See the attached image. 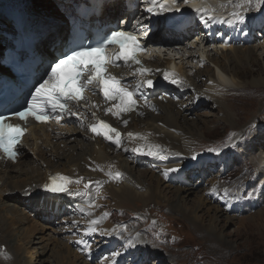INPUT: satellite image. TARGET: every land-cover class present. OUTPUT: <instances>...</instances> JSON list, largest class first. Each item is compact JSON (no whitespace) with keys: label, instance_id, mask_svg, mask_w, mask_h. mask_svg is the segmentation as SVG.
Here are the masks:
<instances>
[{"label":"bare ground","instance_id":"1","mask_svg":"<svg viewBox=\"0 0 264 264\" xmlns=\"http://www.w3.org/2000/svg\"><path fill=\"white\" fill-rule=\"evenodd\" d=\"M2 1H27L31 11L30 14L46 16L48 12L41 8L42 4L45 7L46 3L40 4L39 0L34 1V3L33 0H0V3H3ZM82 1L52 0L53 5L50 8L57 7V11L54 12L56 15H60L58 9L64 15L72 14L77 10V8L73 7V3L79 4ZM213 1L220 2L222 0ZM226 1L225 3H227ZM188 3L189 5L186 6L188 8H199L202 6V2L198 0H190ZM233 5L232 10L223 13L233 18L231 15L233 12H240L244 15L245 19L250 17L255 18L254 16H258L264 7V3L259 2V0H251V4L247 3V0H234ZM237 5H243V7H237ZM104 6L105 12L111 17L123 16L127 9L124 0L105 1ZM262 15L264 13L257 20L259 23L264 20V16ZM66 21L67 19H63V21L58 20L56 22L58 28L53 35L61 37L68 31L69 26ZM256 23L253 22L251 26H247L246 22L243 24H229L228 28L224 26L223 31L225 30V34L222 42L223 46H220L221 51H218V47L214 49L209 47L208 54L205 52L208 46L204 50L201 49V53H204L203 56L207 53L206 58L217 68L218 72L216 74V71L210 72L208 68L203 73H195L191 83L189 76L184 75L186 72H184V69H180L177 72L170 69V67L175 65V62L162 60L158 57L160 54L149 51L152 52V55H150V58H146L143 63V68L149 69V72L143 77L138 74V70L142 66L130 63L125 66L123 63L119 69H111V73L120 79L123 84L128 85L130 90H135L136 84L142 80L151 79L153 81L151 88L142 87L137 90L135 113H121L119 117H114L111 113L106 114V109L112 107L116 102H105L98 88H96L97 94L94 96L88 94V103L82 102L78 108V111L83 114L81 118L85 120L86 124L73 118L75 126L71 128L56 129L53 126H42L37 127L34 131L30 129L28 135L21 143L22 147L25 144L30 150L26 146L24 148L20 146V157L16 163L7 162L0 155V264H32L33 262L34 264H39L41 257L46 254L52 255L53 264H87L67 243L61 242V238L60 240L57 239V231L53 232L54 237L50 236L51 240H47L46 236L48 234H45L46 230L41 223L45 224V226L46 224H56L61 232L66 233L74 227L68 225L71 219L61 217L63 214L61 207L63 206L66 210L68 209L72 215L78 203L88 204L93 200V197L100 195L101 197L103 195L102 200L105 199V196H108L111 201L116 203L112 207L118 210L128 209V207L134 206L135 203L144 208L149 206L151 208L153 205H160L167 198L169 207L177 211V213L182 214L185 218L184 220L194 226L196 232H207L208 238L214 243L223 241L222 237L225 236L222 234L221 225L222 223H230L233 220L228 217L223 220V215L219 208H209L204 215L199 216L197 215L198 211L209 205L208 199H205L201 194H196L197 192L193 189L167 186L168 184L165 185L166 183L164 184L159 176L155 174L150 175L147 171L140 173L135 171V169L144 166L150 167L155 163H160L163 167L162 172L166 173V175L174 174L177 180H180V176L184 174L186 168L185 161L187 159H180L179 162L184 163L177 165L174 159H179L180 156L173 157V155L179 151L188 155V157L190 156L191 159L189 161H191L195 154L192 156L188 152L193 147V144H196L195 140L203 138L205 133L211 131L208 127L201 129L197 124L192 125L193 123H190L186 117L187 115L183 114L189 110L184 101L178 102L181 99L178 93H182L183 95L193 93L191 103L195 102L198 104L202 102L206 103L207 100L208 102L211 101L213 107L218 106V110L223 112L226 124L233 131H241V128H244L241 127L242 119L239 118L237 111L225 99V95L236 90L238 93L251 89L264 90V64L262 63V58L264 59V47L259 49L252 47L251 40L249 39L251 31L258 26ZM6 25L7 29L12 28L11 23L4 21L3 26L5 27ZM261 25L259 24V27ZM162 33L163 31L157 35V38L153 42L172 46L170 40L162 37ZM219 35L222 34L220 33ZM241 36L245 37L244 40L240 38ZM1 41L2 36L0 34V47ZM181 47L182 45H175L169 50L181 54ZM151 48H153V45L149 46L147 50ZM183 48L190 51V54L195 53L194 50H196L194 46L187 47L183 45ZM44 50L49 57H53L52 52L48 49ZM214 50L215 54H213ZM187 53L189 54V52ZM147 56L148 53L145 52V57ZM179 57V59L183 58L180 55ZM188 59H192L193 61L196 57L190 55ZM165 74H168L171 79H175L179 83H170L164 78ZM204 75L208 76L210 80L209 84L196 85ZM161 81L165 83L163 85L165 86L164 88H167V92L161 95L166 97L162 101L157 100L153 96V93L159 90L156 87L160 86L159 82ZM227 81L234 86V89L225 84ZM220 94H222V97H218ZM171 95L177 101L176 103L167 99ZM92 104L97 107L92 108L90 106ZM93 112H95V116L92 115ZM254 118L250 122L251 124ZM98 120H103L121 133L119 147L117 145L116 147L113 146L114 144L110 140H105L103 136H97L88 130L89 125L95 124ZM125 120L127 121L126 125L124 123ZM257 125L264 127V124L261 122ZM242 132L238 134L241 135L240 133ZM129 133L132 135L129 136ZM258 133L260 135L253 137L255 140L252 144L253 146L256 144L259 147H264L263 128H259ZM111 146H113V155L111 154ZM134 148H143L145 151L152 148L158 152V155H141L134 152ZM118 151H121L123 154L128 153L127 155L131 158L129 156L124 158L122 155H118ZM251 151L252 149L250 153ZM75 152L80 153H77L75 156ZM262 154L264 155V152ZM54 160H57V162L54 163ZM165 165H167L166 168ZM173 168L178 169V171H171ZM109 172L113 174V177L115 173L119 172L121 177L119 179L112 178L108 175ZM98 173H100L99 176L96 175ZM57 175L68 177L73 181V183L68 185L69 191L73 194L49 193L44 190V185L50 182V177ZM77 180H80L79 184L75 183ZM85 184L89 185L88 189H85ZM77 190L86 194L77 196L74 194ZM7 194L9 196L6 197ZM169 195L172 197V200L168 197ZM193 195H196V201H194V206H190V197ZM14 203L24 206L21 207V210L25 208L29 209V212H27L30 216L26 214V211L22 213L18 212V208ZM89 210L92 211L93 216L89 217V220L85 223L82 222L84 219H78V222L84 223V229L76 233L82 232L84 235L86 233L84 231L93 226L91 222L96 220L98 223L94 225L96 229L94 233L99 235L97 231L103 224L97 220L95 211L91 208ZM76 212L78 214V210ZM258 215L260 216L261 214ZM206 216L209 219L207 225L204 222ZM40 219L41 222L39 221ZM72 219L74 220V218ZM22 223L27 224L28 228L23 229L21 227ZM75 223H77L76 218ZM116 236V233L111 235L112 240L116 239ZM64 240L68 239L64 238ZM74 240L79 241L78 238H74ZM42 244L45 247H39L41 251H37L39 248L35 247L36 255L33 254V257H29L31 255L28 252L30 246H41ZM78 245L79 247L85 246L84 243H79ZM71 256H73L74 260ZM44 262L42 260L41 264H44Z\"/></svg>","mask_w":264,"mask_h":264},{"label":"rangeland","instance_id":"2","mask_svg":"<svg viewBox=\"0 0 264 264\" xmlns=\"http://www.w3.org/2000/svg\"><path fill=\"white\" fill-rule=\"evenodd\" d=\"M34 1L37 0H33V3ZM233 1H226L230 9L233 7ZM230 2L231 4H229ZM39 3H46L45 7H43V4L41 7L46 12L48 11L46 16L62 19L54 13L57 11V7L50 8L53 5L52 0H39ZM227 3L225 4L227 5ZM160 10H162L161 6ZM263 11L264 7L258 16H254L255 18L245 19L247 26L257 22L256 25L258 26L251 31L252 34L250 33L251 37L249 36V39L251 40V46L258 49L264 47V20L261 23L257 21L260 15L264 13ZM259 24H262L261 27H259ZM162 36H165V34ZM240 38L244 40L245 37L241 36ZM220 43L217 44L219 52L223 46ZM183 45L187 44H182L181 54L174 53L171 50L168 54L161 53L158 57L165 61L175 62V65L170 67L174 72L184 69V72L186 71L184 75L189 76L191 83L195 73H203L208 68L210 72L216 71L215 74L218 72L214 64L206 58L209 52L205 51L207 52L205 56H203L204 53H201L202 51L198 53L199 50L198 52L194 50L195 53L190 54V51L184 49ZM215 53L214 50L213 54ZM150 55L148 54L146 58H150ZM179 55L183 58L179 59ZM190 55L196 57V59L193 61L188 59ZM197 57L199 58L197 59ZM262 63L264 64L263 58ZM199 81L196 85H205L210 82L207 75L201 77ZM159 84L160 86L157 87L159 90L153 96L162 101L166 97L161 95L167 92V88H164L165 83L163 81ZM225 84L234 89L229 81ZM178 94L181 97L178 102L184 101L189 110L183 114L187 115L186 117L190 123H193L192 125L197 124L201 129L208 127L211 130L205 133L203 138L195 140L196 144L194 143L188 152L192 156L195 154L196 159L189 161L190 156L188 157V155L179 151L173 155V157L180 156L179 159H174L177 165L184 163L179 162L180 159H187L185 161L186 168L184 174L180 176V180H177L174 174L166 175L162 172L163 167L160 163H155L150 167L136 168L135 171L140 173L147 171L150 175L155 174L162 179L164 184L166 183L165 185L168 184L167 186L193 189L197 192L196 194H201L205 199H208L209 205L199 210L197 215H204L209 208H219L224 216H222L223 220L227 217L231 218L232 222L222 223L221 225L222 234L225 236L222 237L224 240L214 243L208 238L207 232H196L194 226L186 222L182 214L169 207L167 198L158 206L146 207L148 209L135 203L134 206L128 207V209L118 210L112 207L115 202L111 201L108 196H105V199L102 200L103 195L102 197L101 195L93 197V200L88 204L78 203L72 215L68 209L63 210L61 217L71 219L68 225L74 227L70 229L72 231L61 232L56 224H46L45 226L41 223L46 230L45 234L49 235L46 236L47 240H51V237H54L53 232L57 231V239L60 240L61 238V242L67 243L87 264H264V155L262 154L264 147H259L256 144L253 146L252 144L255 140L253 137L260 135V133L257 134L259 128L264 130V127L257 125L260 122L264 124V116H262L264 115V90L251 89L242 93H238L236 90L225 95V99L237 111L239 118L242 119L241 127L244 128H241V131H233L226 124L223 112L218 110V106L213 107L211 101L208 102L207 100L206 103L198 104L194 102V104L191 103L193 93H188V95ZM218 97H222V94ZM167 99L172 100L174 103L177 102L172 98V95ZM253 118L254 121L251 124ZM239 132H242L241 135L238 134ZM113 146L116 147L115 144ZM113 146H111V150ZM27 149L30 150V148ZM209 149H214V151H209ZM113 152L112 150V155ZM77 153L80 152H75V156ZM117 154L122 155L124 158L129 156L128 153L123 154L121 151H118ZM258 157L260 158L257 159ZM129 158L131 157L129 156ZM53 162L56 163L57 160ZM166 167L167 165H165ZM99 174L96 175L99 176ZM7 196L9 195L7 194ZM168 197L172 200L170 195ZM190 199V206H194L196 195L191 196ZM98 201L101 202L100 205ZM14 205L17 206L18 212L26 211V214L29 215V209L21 210V207L24 206L16 203ZM90 208L95 211L97 220L103 224L97 231L99 235L94 233L87 236L83 235L82 232L76 233L82 231L84 229L83 224L89 220V217L93 216L92 211L89 210ZM76 210H78V214ZM75 218L77 223H75ZM78 219L84 223L81 224ZM208 220L206 216V219H204L205 225L208 224ZM39 221L41 222V219ZM21 227L26 229L28 225L22 223ZM115 233L117 235L116 239L112 240L111 235ZM64 238L68 240H64ZM74 238H78L79 241L84 240L85 246L79 247V241L74 240ZM35 247L44 248L45 245H31L28 250L31 254H28L29 257L36 255ZM51 257V254H46L41 257V261H45L44 264H53V257ZM71 257L74 260L73 256ZM41 261H39V264H41Z\"/></svg>","mask_w":264,"mask_h":264},{"label":"snow or ice","instance_id":"3","mask_svg":"<svg viewBox=\"0 0 264 264\" xmlns=\"http://www.w3.org/2000/svg\"><path fill=\"white\" fill-rule=\"evenodd\" d=\"M264 3V0H259ZM247 3L251 4V0H247ZM237 7H243V5H237ZM162 10H170L161 5ZM148 12H152L150 7ZM197 13L207 14V9H196ZM232 19L225 21L219 20V23H239L245 22V17L240 12H233ZM207 20H212V16L208 15ZM207 20L205 22H207ZM108 45H116L120 51L114 57H107L105 55V48ZM140 42L136 36L124 31H114L111 36L108 37L106 44L98 47H92L80 51H72L71 54L65 55L51 67V73L47 80L40 83L35 91L31 93V99L27 101L23 110L15 112V116L25 123L31 117L38 123H47L55 115V119L60 120L63 116H75L77 120H81L82 113L78 111L81 102L88 103V98L85 95L87 92H91L96 95V88L103 93L105 102L115 101L112 107L106 109V114L111 113L114 117H119L121 113H128L135 110L136 107V93L142 87L151 88L153 81L151 79L142 80L137 83L135 90H130L129 86L123 84L120 79L108 71V65L118 67L117 61H123L124 65L132 64L140 65L141 61L137 59V54L142 51ZM149 69L140 67L138 74L144 76ZM170 83H179L175 79H171L168 74L164 77ZM95 86V87H90ZM92 108L96 105H90ZM76 109V110H74ZM155 110V109H153ZM95 116V112L92 113ZM9 118L0 115V152H3L9 159L15 160L18 155V145L21 143L22 137L26 134V127L20 124H12ZM125 125L127 121H124ZM88 130L95 133L97 136H103L105 140H110L113 144L120 146L121 133L116 128L111 127L103 120H98L95 124H90ZM132 134L129 133V136ZM127 150V149H125ZM134 152L141 155L157 156L158 152L152 148L145 151L143 148H134ZM214 151V149H209ZM163 159V157H161ZM192 159H196L193 156ZM171 171H178V169H171ZM108 175L112 178L119 179L121 174L119 172L113 174L111 172ZM73 181L64 176L50 177V182L44 185V190L49 193H67L73 194L69 191L68 185ZM76 184L80 183V180L75 181ZM85 189H88L89 185H84ZM77 196L85 195L77 190L75 193ZM98 221L93 220L85 235L93 234L96 229ZM105 234V233H102ZM78 243H85L79 241Z\"/></svg>","mask_w":264,"mask_h":264}]
</instances>
